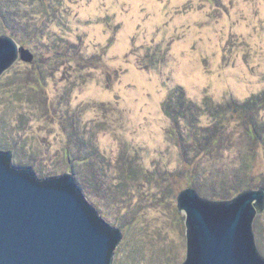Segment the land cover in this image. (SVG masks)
Here are the masks:
<instances>
[{
    "label": "rangeland",
    "instance_id": "374dc122",
    "mask_svg": "<svg viewBox=\"0 0 264 264\" xmlns=\"http://www.w3.org/2000/svg\"><path fill=\"white\" fill-rule=\"evenodd\" d=\"M62 5L34 4L35 25L18 17L20 38L4 36L34 61L0 79V151L41 179L78 175L100 217L126 231L114 264H183L181 191L264 189V142L228 114L214 128L213 113L264 92V0ZM176 87L189 101L177 119L164 108ZM251 116L264 124V99ZM256 245L264 257V212Z\"/></svg>",
    "mask_w": 264,
    "mask_h": 264
},
{
    "label": "water",
    "instance_id": "95a60500",
    "mask_svg": "<svg viewBox=\"0 0 264 264\" xmlns=\"http://www.w3.org/2000/svg\"><path fill=\"white\" fill-rule=\"evenodd\" d=\"M18 59L32 63L34 55L0 37V79ZM177 208L186 214L183 264H264L256 245L264 189L211 201L189 187ZM125 233L100 217L78 175L41 179L18 168L12 150L0 151V264H114Z\"/></svg>",
    "mask_w": 264,
    "mask_h": 264
},
{
    "label": "trees",
    "instance_id": "16d2710c",
    "mask_svg": "<svg viewBox=\"0 0 264 264\" xmlns=\"http://www.w3.org/2000/svg\"><path fill=\"white\" fill-rule=\"evenodd\" d=\"M40 3L44 6V10L49 14H54L58 9L63 7V0H0V37H3L8 33L9 36L13 38H18L17 32L14 31L15 24L18 21V17L25 18L27 22L31 21L35 25L34 14L35 11L32 8L34 4ZM21 9V10H20ZM32 11V12H31ZM52 12V13H51ZM9 29V30H7ZM10 29L12 31H10ZM20 38V37H19ZM264 99V92L258 95L251 96L244 102H230L225 110H214L216 122L214 128L222 126L225 122L224 114L237 117L242 120L248 127L250 135L253 137V140L263 141L264 142V124L256 125L252 120V113L256 105L261 103ZM165 111L172 118L177 119L179 115H182L189 108V101L186 98L184 90L180 87L174 88L168 95L166 101L164 102ZM219 116H222L219 118ZM227 116V115H226ZM224 118V119H223ZM221 122V123H220ZM250 157L245 158L244 160L248 161ZM243 161L244 167L248 166V162ZM242 184L239 183V187ZM246 191V190H245ZM239 195V194H238ZM227 200L224 197H214L211 201H225Z\"/></svg>",
    "mask_w": 264,
    "mask_h": 264
}]
</instances>
